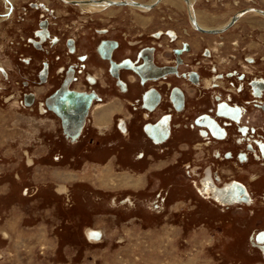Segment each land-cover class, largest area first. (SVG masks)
<instances>
[{"label": "flooded vegetation", "instance_id": "obj_1", "mask_svg": "<svg viewBox=\"0 0 264 264\" xmlns=\"http://www.w3.org/2000/svg\"><path fill=\"white\" fill-rule=\"evenodd\" d=\"M152 1L0 0V24L11 21L25 41L13 48L12 79L28 90L12 106L37 108L35 118L65 146L96 134L100 151L131 150L138 164L175 154L198 196L264 224V23L234 31L264 8L243 7L212 26L197 14L198 0L170 3L166 16L163 0ZM101 163L114 179L115 163ZM139 181L129 174L114 183ZM247 237L264 258V227Z\"/></svg>", "mask_w": 264, "mask_h": 264}, {"label": "rangeland", "instance_id": "obj_2", "mask_svg": "<svg viewBox=\"0 0 264 264\" xmlns=\"http://www.w3.org/2000/svg\"><path fill=\"white\" fill-rule=\"evenodd\" d=\"M198 1L197 14L212 26L243 7L264 8V0ZM168 2L163 1V16L171 14ZM255 19L264 23L258 13H247L234 31L245 30V22ZM130 22V30L137 29L132 17ZM24 42L11 21L0 24V112L16 111L23 119L21 131L36 136L10 141L11 151L0 150V264H264L247 237L264 224H247L245 213L235 208L225 214L220 205L198 196L188 167L177 163L175 154L138 164L133 156L129 159L131 150L100 151L96 134L78 147L65 146L59 134L47 133L46 123L35 118L37 108L12 106L28 90L12 79L13 48L25 47ZM27 116L37 121L30 123ZM27 151L34 155L33 166ZM104 161L115 163L114 179L95 164ZM129 174L140 180L137 185L114 183ZM58 184L67 185L70 194L61 195ZM93 231L101 236L94 237Z\"/></svg>", "mask_w": 264, "mask_h": 264}, {"label": "crops", "instance_id": "obj_3", "mask_svg": "<svg viewBox=\"0 0 264 264\" xmlns=\"http://www.w3.org/2000/svg\"><path fill=\"white\" fill-rule=\"evenodd\" d=\"M27 120L31 123V116L26 117ZM23 122V119L17 112L10 114H4L3 112H0V150L1 152L4 151V148L7 147L6 150H13V144L10 141L17 140L22 141V139H28V140H35V132L33 131H21L20 129V123ZM6 142H10L12 145L6 144ZM9 147V148H8ZM48 149V148H46ZM18 151L20 149L18 148ZM40 151V150H38ZM34 156V155H33ZM1 165V163H0ZM100 167H105L104 163L99 164ZM65 187V186H63ZM67 188V187H66ZM60 191V189H59Z\"/></svg>", "mask_w": 264, "mask_h": 264}, {"label": "water", "instance_id": "obj_4", "mask_svg": "<svg viewBox=\"0 0 264 264\" xmlns=\"http://www.w3.org/2000/svg\"><path fill=\"white\" fill-rule=\"evenodd\" d=\"M151 6H147V8H150ZM248 10H253L254 11V8H251V9H247V11ZM259 12H261L262 14H264V11L263 10H258ZM235 20V19H234ZM233 20V21H234ZM60 105V104H59ZM58 105V107L59 108H54V109H56V111L58 112V113H61V107ZM75 106H73V104H71V105H66V106H63L62 108H63V110L62 111H64V110H67V109H71V108H74ZM74 109H76V107L74 108ZM92 235L95 237L96 236V238H99L100 236H101V233L100 232H95V231H93L92 232Z\"/></svg>", "mask_w": 264, "mask_h": 264}, {"label": "bare ground", "instance_id": "obj_5", "mask_svg": "<svg viewBox=\"0 0 264 264\" xmlns=\"http://www.w3.org/2000/svg\"><path fill=\"white\" fill-rule=\"evenodd\" d=\"M163 1H169L171 4H173L174 6L176 5V6H180V7H184L183 6V3L182 2H180L181 0H163ZM153 2V1H152ZM194 2V1H193ZM94 8V7H93ZM253 13V12H252ZM256 13H259V14H262V13H260V12H256ZM204 23V22H203ZM201 24V23H200ZM206 26V25H205ZM65 188V187H64ZM64 188H63V190H64ZM62 190V188L60 189V191ZM100 232L102 233V231L100 230ZM88 235H89V238L90 237H92L91 235H90V231L88 232ZM102 236H103V233H102ZM102 236H101V238H102ZM100 238V239H101Z\"/></svg>", "mask_w": 264, "mask_h": 264}]
</instances>
